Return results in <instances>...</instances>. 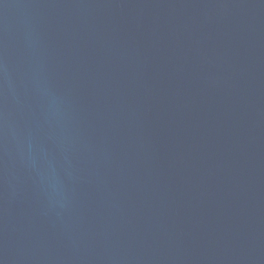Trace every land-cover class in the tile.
<instances>
[{
    "label": "water",
    "instance_id": "water-1",
    "mask_svg": "<svg viewBox=\"0 0 264 264\" xmlns=\"http://www.w3.org/2000/svg\"><path fill=\"white\" fill-rule=\"evenodd\" d=\"M0 264H264V0H0Z\"/></svg>",
    "mask_w": 264,
    "mask_h": 264
}]
</instances>
